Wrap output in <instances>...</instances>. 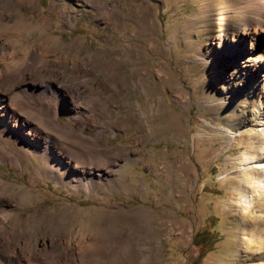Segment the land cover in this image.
Wrapping results in <instances>:
<instances>
[{
    "label": "rangeland",
    "instance_id": "rangeland-1",
    "mask_svg": "<svg viewBox=\"0 0 264 264\" xmlns=\"http://www.w3.org/2000/svg\"><path fill=\"white\" fill-rule=\"evenodd\" d=\"M9 1L4 13L34 30L28 38L23 33L32 54L60 37L44 71L70 78L69 66L53 68L55 57L89 59V89L105 107L90 110L86 120L67 113L63 99L56 120L82 141L50 133L54 156L63 162L72 150L84 156L88 173L99 178L90 191L47 177L35 183L30 171L44 169L35 153L23 169L0 160V209L9 213L0 224V255L17 243L49 264L52 257L57 264H257L264 217L256 222L251 212L264 214V190L254 186L263 174L238 160L246 152L264 161V108L257 111L243 70L229 62L227 36L248 19L238 13L239 0H101L112 6L106 24L104 4L98 12L71 0H38V9L36 0ZM41 16L49 18L44 26ZM29 78L27 87L69 86L49 76ZM77 103L85 110L90 101ZM91 149L107 165L90 164ZM81 162L68 171L79 172ZM238 189L257 195L243 216Z\"/></svg>",
    "mask_w": 264,
    "mask_h": 264
},
{
    "label": "bare ground",
    "instance_id": "bare-ground-1",
    "mask_svg": "<svg viewBox=\"0 0 264 264\" xmlns=\"http://www.w3.org/2000/svg\"><path fill=\"white\" fill-rule=\"evenodd\" d=\"M71 2H78V4H82L85 8L98 12L103 6L101 4H104L103 8L107 7L106 2L101 0H71ZM55 3L52 1L50 5L53 6ZM63 3L66 4L67 1ZM11 4L9 0H0V5H2L0 6V65H2L0 67V160H9L16 167L23 169L24 159H29L35 153L44 165V169L34 167L30 171L35 183L39 178L47 177L63 182L75 191L84 188L88 192L93 187L95 179L99 178H94L92 173H88L86 163L83 160L82 162L80 161L84 156L78 150H69L70 153L66 162H63L59 155L54 156L53 149L56 148V140L50 133L58 134L65 139L77 136L76 138L82 141L78 136H81V134H74L71 129L61 126L56 120V108H59V103H62L63 99L68 101L67 113L74 116L84 115L86 118V114L90 110H95L98 113L99 107H105V101L102 102L95 91L89 89L90 82L92 81L89 72L94 68L92 62L89 59L81 62L79 58L74 57L70 63H67L68 55H57L52 61L54 64L53 68L64 70L69 66L68 72L71 77L67 78L62 71L57 73L55 71L45 72L43 67L46 58L58 52L57 46L61 44L60 37L53 39L52 47H45L41 43L35 46V53L32 54L30 49L33 46L31 47V45H28L24 41L25 36L23 33H26L27 36L25 38H28L34 30L32 27L31 29L25 27L24 23L19 20H11L8 14L4 13V10L10 7ZM38 5L39 1H34L33 7L35 9L39 8ZM238 5V13L248 15V19L246 22L239 24L234 34L227 36V43L232 53L229 56V62L237 64L243 70L245 89L246 91L251 90L254 93L257 101V111L261 113L264 108V0H239ZM12 7L18 10L17 6ZM111 9L112 6L108 5L106 13L103 15L102 21L105 24L109 21ZM62 10L66 11V8H62ZM38 22L39 25L44 26L49 22V18L41 16ZM13 37L16 39H13ZM34 59L36 60V66L31 68L30 65ZM29 76H36L38 78L49 76L58 82L68 83L69 86L60 88L56 84L43 81L44 83L40 87L36 85L27 87L25 81L30 79ZM81 79H84V81H81ZM115 88L118 90L117 84H115ZM82 99L90 101L85 110L80 107L83 103H77ZM52 104L54 107L48 112ZM262 125L263 121L262 117H260L259 126ZM84 143L87 144L86 142ZM92 144L94 148L100 147L97 139H94ZM17 148L20 151H17ZM90 151L92 152L85 154L88 156L90 164L102 163L107 165L108 162L100 150L91 149ZM9 152H13V155H10ZM241 157V160H238L239 166L247 164V168H250L248 163H254L256 174L259 171L262 172V177L256 179L257 181L254 182V186L255 189H261L263 192L264 161L253 160L252 156L246 152L242 153ZM80 162L82 167L79 172L74 171L71 173L68 171L69 168L67 166ZM250 187L251 185L247 186V188ZM12 188L11 186L10 189L12 190ZM244 189L236 190L235 204L238 206L241 216L250 213L251 204L257 198L255 197L257 195L253 193L252 195L249 194V197ZM0 201L3 200L1 199ZM5 201L10 200L6 199ZM2 206L3 204L0 202V207ZM262 210L260 209L258 213L255 211L251 212L256 222H262L264 217ZM8 215L9 213L0 209V224L5 221ZM262 232L264 234V231ZM240 236L242 242L244 241L242 248L246 249L250 238L244 227ZM80 243L81 241L77 242L74 246L78 248ZM22 246L17 243L7 244L5 248L9 251L8 256L0 255V264H49L35 253L33 249L24 252ZM233 255L235 257L238 255L235 249ZM52 260L53 263L51 264H57L53 257ZM263 260L264 250L257 264H264ZM62 262L60 264H64Z\"/></svg>",
    "mask_w": 264,
    "mask_h": 264
},
{
    "label": "trees",
    "instance_id": "trees-1",
    "mask_svg": "<svg viewBox=\"0 0 264 264\" xmlns=\"http://www.w3.org/2000/svg\"><path fill=\"white\" fill-rule=\"evenodd\" d=\"M201 257V256H200Z\"/></svg>",
    "mask_w": 264,
    "mask_h": 264
}]
</instances>
